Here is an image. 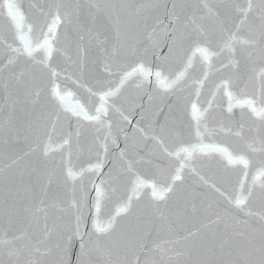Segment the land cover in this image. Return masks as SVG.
<instances>
[{"label": "snow or ice", "instance_id": "1", "mask_svg": "<svg viewBox=\"0 0 264 264\" xmlns=\"http://www.w3.org/2000/svg\"><path fill=\"white\" fill-rule=\"evenodd\" d=\"M0 264H264V0H0Z\"/></svg>", "mask_w": 264, "mask_h": 264}]
</instances>
